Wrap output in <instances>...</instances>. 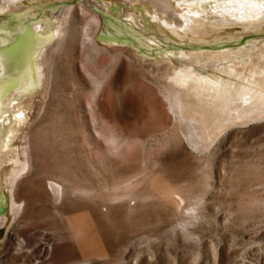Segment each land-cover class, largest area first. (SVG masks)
Instances as JSON below:
<instances>
[{"label": "rangeland", "instance_id": "obj_1", "mask_svg": "<svg viewBox=\"0 0 264 264\" xmlns=\"http://www.w3.org/2000/svg\"><path fill=\"white\" fill-rule=\"evenodd\" d=\"M4 4L0 0V9ZM167 4L8 3L12 11L21 5L37 7L29 13L32 22L57 18L60 29L45 54L40 94L23 130L30 166L14 188L8 182L4 189L0 264H264V110L256 118L237 112L218 116L216 88L206 89L184 75L187 68L205 70L210 65L211 75L226 80L228 75L213 66L230 59L250 65L258 44L264 45V0ZM94 16L101 20L97 35L90 32L100 49L95 55L80 41L81 28ZM111 31L126 38H102ZM215 36L220 42L214 44ZM144 41L169 50L144 53L140 47L151 49ZM208 42L216 48L201 50ZM185 52L188 57L181 56ZM118 58L128 64L125 89L114 90L107 81L95 89L94 82L105 72L112 70L110 78L114 76ZM260 61L264 64V58ZM263 76L251 74L235 81L234 88L257 86L263 94ZM168 90L180 100L176 113L169 109ZM57 176L66 180L62 203L53 197L36 199L33 184ZM151 181L178 194L128 202L106 199L131 189L147 194ZM72 186L86 193H72ZM14 191L27 199L23 213L12 210ZM256 200H261L259 208L242 211V205ZM85 202L99 207L97 215L83 208ZM74 216L78 223L71 220ZM70 246L85 257L78 253L63 261L61 253Z\"/></svg>", "mask_w": 264, "mask_h": 264}, {"label": "bare ground", "instance_id": "obj_2", "mask_svg": "<svg viewBox=\"0 0 264 264\" xmlns=\"http://www.w3.org/2000/svg\"><path fill=\"white\" fill-rule=\"evenodd\" d=\"M13 1L15 0H6L7 5L4 4L5 7H2L0 9V210H2V207L4 206L6 202V198H7L5 196L7 193L6 192H5L6 194L4 193V189L7 188L6 183L10 182L9 185L11 189L13 187V184L16 182V180L19 177L20 178L23 177V175L27 173L28 170L26 171V169L30 166L29 149H28V145L26 142L27 140L25 141V139H23V136H22L23 130L27 122V119L29 117L30 109L33 104L34 98L38 97L40 94V92L38 91V84L41 81L42 74L44 71L43 66L46 61L45 54L50 49L51 44H53L55 38L57 37L59 33V29H60V25L57 22V18L56 20L55 18L54 19L47 18L46 20H43L42 22H38V21L32 22L31 21L32 17L31 15H29V13H33L34 10H37V7L35 6L32 7V6H22L21 5L20 8L16 9V11L10 10L8 8V3H12ZM142 1H146V0H142ZM168 1L169 0H165L166 4L168 3ZM4 3H5V0H4ZM7 9H9V12L7 11ZM67 13L68 12H66V15ZM232 15H236V13L234 12V14ZM100 29H101V20L99 17L94 16L93 21L91 22L90 20V23L88 22V24H85V26H83V28H81V31H80V41L84 44H87L90 47L91 51L94 53L93 55L99 54L100 49L97 43L94 41L95 38L93 39V37H91L90 32L92 31L93 36H95L100 31ZM119 32H115V31H111L110 33L103 32L102 38L105 40H109V41L111 40V41L121 42L126 37L122 36L123 34L121 35L122 32L121 33ZM223 37H227V36H223ZM230 37L228 36V38ZM212 41L213 43L215 41L220 42V36L213 37L211 42ZM153 42L156 44L158 41H153ZM144 43L151 47L150 50H146L140 47L142 49V52L144 53H146L147 51H151V50L153 51L154 50H161V51L169 50V48L163 47L165 45L163 46L159 45L160 43H157V45L159 46H154L153 44H150V42H147V41H144ZM208 45H209V42L207 46L206 45L200 46L201 50L206 51V49L210 50V49L216 48V46L212 45V43L211 45L209 46ZM258 45L259 46L257 47V50L255 51V54H257V56H255L256 59L252 58L250 65H248L247 67L245 65L246 63L243 64L242 62H240L239 59H236V60L230 59V60L221 61V63H218L215 66H213L214 69H220L221 72L223 71L224 73H226V75H228L229 78H227L226 80L222 77L219 78L218 76L216 77L215 75H211L209 72V69L211 68L210 65H207L205 70H201L198 67H191L187 69L185 68L186 70L184 72V75L187 78L192 79L195 83H197L198 85L206 89L212 88V87L216 88L218 95L216 96L217 103H216L215 108L217 109L216 113L218 116H230L232 115V113L237 112L240 114L248 113V114H251L250 115L251 118H256L257 116L255 114H257V112L259 111L264 110V108L262 107V104H264V93L262 94L261 91L259 92L257 90L258 89L257 86H250V87L240 86L242 88L238 87L239 89L237 90L235 89L237 87L234 88L236 84L235 81L236 82L238 80L245 81L248 79V77H251V74L258 73V72H264V64H262V62L260 61V58H264V45H260V44ZM188 53L185 52L181 54V56L183 55L185 57H188L189 56ZM214 54L217 55V53H214ZM219 54L223 55L224 52L218 53V55ZM220 55H219V59L221 57ZM216 60L218 59L216 58ZM127 65H128L127 62L124 59L118 58L116 60L115 69H113L115 72L114 76L110 78L111 77L110 74L112 70L105 72L101 81L99 82L95 81L98 83L94 82L95 89L98 90L102 84H105L104 83L105 81L109 82L110 85L113 86L114 90L125 89V78L128 73ZM189 65L186 64L185 66L188 67ZM224 77L226 78V76ZM251 82L253 81H250L249 84H251ZM261 85H262V81H261ZM165 93H167V91ZM167 95H168L167 99H169V104H168L169 109L173 113H176V109L180 110L181 108L180 100L178 97H175L173 93H170L169 90H168ZM179 139L181 140V138ZM149 177L151 178V175H149ZM136 180L138 181V177L137 179L134 180L135 184H136ZM149 180L151 179H148V181L145 179L146 182H149ZM142 181L143 182L139 181V183L144 184L145 183L144 180ZM47 182H44V184L39 183V182L33 184L35 188L34 194L36 195V199L44 200L45 198L53 197L54 200L56 201L60 200L62 203L64 196H65V191H66V180L60 176H57V177H48ZM151 182H152L151 184L152 190L151 192L147 194H144L143 192L142 194H140L134 189H133L134 192H132V189H131V191L113 194V196L106 198V199L109 202H113V201L119 202V200L128 202V199L130 198L133 199V197L134 198L140 197L141 199H144V198L150 197L152 194L154 195L156 194L158 196L162 193H166V196L167 194L168 196L169 194H172V197L174 194L176 195L178 194L175 189L172 190L171 188L168 189L165 187L166 189L165 190L164 187L159 185V182L157 181H151ZM17 183L19 184L18 181ZM126 183L128 184L129 182H126ZM148 185H150V183ZM170 186H172V184ZM125 187H127V185ZM181 190L183 193V189ZM71 192L72 193H84V192L86 193L84 189H81L76 186L74 187L72 186ZM179 195H180V191H179ZM160 196L162 197V195ZM260 201L259 203L262 204ZM263 201L264 200H262V202ZM12 202L14 203V206L12 209L13 212L18 213V211L21 210L23 213L27 199L19 198L14 191L12 193ZM21 203H23L22 209H19L21 208V205H20ZM259 203L256 200L254 202H251V204L249 203L250 205H244V206L242 205V211L243 209L244 210L251 209V206L257 209L256 207L259 208V206H261ZM85 205H86V202H85ZM83 208L87 209V211L89 210L91 213H93V215H97L96 212L99 209L98 206H92V205H86ZM103 210L104 212H107L108 207L106 205H103L102 211ZM65 214H68V212L65 211ZM71 220L74 221L75 223H78L80 219L74 216L73 218L71 217ZM11 245L12 243L10 242L8 246H11ZM78 253L80 255H83L81 250L70 246L62 251L61 259L63 261L68 260L70 259L71 256H76ZM83 257L85 256L83 255Z\"/></svg>", "mask_w": 264, "mask_h": 264}]
</instances>
